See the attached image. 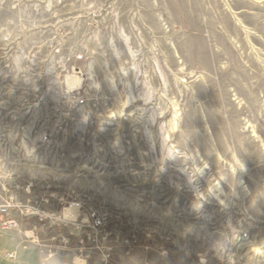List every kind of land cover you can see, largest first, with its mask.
Masks as SVG:
<instances>
[{
    "label": "rangeland",
    "instance_id": "374dc122",
    "mask_svg": "<svg viewBox=\"0 0 264 264\" xmlns=\"http://www.w3.org/2000/svg\"><path fill=\"white\" fill-rule=\"evenodd\" d=\"M76 257L264 264V0H0V264Z\"/></svg>",
    "mask_w": 264,
    "mask_h": 264
},
{
    "label": "clouds",
    "instance_id": "9594fccd",
    "mask_svg": "<svg viewBox=\"0 0 264 264\" xmlns=\"http://www.w3.org/2000/svg\"><path fill=\"white\" fill-rule=\"evenodd\" d=\"M73 264H86V260L81 257L74 258Z\"/></svg>",
    "mask_w": 264,
    "mask_h": 264
},
{
    "label": "built area",
    "instance_id": "2783aa9c",
    "mask_svg": "<svg viewBox=\"0 0 264 264\" xmlns=\"http://www.w3.org/2000/svg\"><path fill=\"white\" fill-rule=\"evenodd\" d=\"M10 224H15V223H10Z\"/></svg>",
    "mask_w": 264,
    "mask_h": 264
}]
</instances>
